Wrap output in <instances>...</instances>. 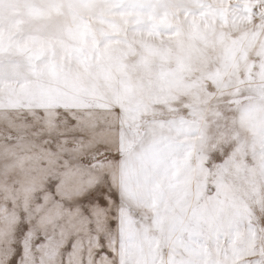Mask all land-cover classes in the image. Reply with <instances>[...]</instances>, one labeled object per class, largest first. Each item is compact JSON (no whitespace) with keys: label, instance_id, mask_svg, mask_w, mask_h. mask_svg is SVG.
Instances as JSON below:
<instances>
[{"label":"rangeland","instance_id":"rangeland-1","mask_svg":"<svg viewBox=\"0 0 264 264\" xmlns=\"http://www.w3.org/2000/svg\"><path fill=\"white\" fill-rule=\"evenodd\" d=\"M226 155L215 219L171 234L217 197L205 165ZM66 162L81 195L106 191L114 214L151 229L106 244L109 264H264V0H0V207L27 223ZM15 230L0 215V264H25ZM96 251L33 248L26 264H94Z\"/></svg>","mask_w":264,"mask_h":264},{"label":"snow or ice","instance_id":"snow-or-ice-1","mask_svg":"<svg viewBox=\"0 0 264 264\" xmlns=\"http://www.w3.org/2000/svg\"><path fill=\"white\" fill-rule=\"evenodd\" d=\"M230 163L231 159L227 155L219 160L209 158L205 166L209 174L216 177L217 197L205 211L194 214L191 219L172 218L168 222L171 234L177 231L199 234L204 221L215 219L222 207L219 199L222 177ZM81 193L79 170L66 162L63 169L50 170L45 188L37 198L38 202L28 216L27 223L9 210L7 205L0 207V215L13 227L14 238L17 236L15 229H19V248L13 249L12 254L18 260L23 259L26 264L33 248L61 255L67 253L71 259L80 257L87 246L90 253L92 249L97 250L92 255L94 264H109L110 257L104 250L106 244L109 248L113 244L119 248L143 243L148 238L150 227L145 226L141 230L135 221L124 214L123 209H119L117 215L112 208L105 206L111 201L106 191L96 189ZM84 196H87L86 201ZM114 230L117 232L116 240L112 238Z\"/></svg>","mask_w":264,"mask_h":264},{"label":"clouds","instance_id":"clouds-1","mask_svg":"<svg viewBox=\"0 0 264 264\" xmlns=\"http://www.w3.org/2000/svg\"><path fill=\"white\" fill-rule=\"evenodd\" d=\"M68 43L73 44L74 42L69 40ZM63 52H64V49L60 45L57 44V46H56V59H57V61L60 60L61 54ZM73 55H75L74 51H73ZM46 59H47V57H46ZM65 66L74 68L76 66L75 60L73 59L70 63L66 60ZM223 103H224L225 108H228L230 111H232V115L235 116L236 118H238L239 112L232 110L229 107V98H226L223 101ZM243 106H245V105L242 104L241 107H243ZM245 135H250V134L245 133ZM107 150H108V148L106 145L97 144L94 148L90 149V152L93 154V158H94L95 153L99 152L101 155H103L105 152H107ZM85 159H88V157L86 156ZM89 163H91V160H89ZM100 171H103V170H100ZM261 217H262V219H264V213L261 214ZM257 259H259V257H256V256L245 257V260L242 261V264H254V261Z\"/></svg>","mask_w":264,"mask_h":264}]
</instances>
